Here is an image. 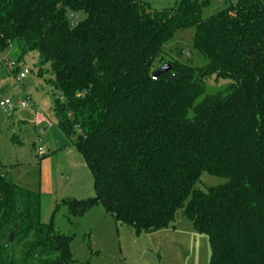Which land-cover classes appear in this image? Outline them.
<instances>
[{
    "label": "trees",
    "instance_id": "1",
    "mask_svg": "<svg viewBox=\"0 0 264 264\" xmlns=\"http://www.w3.org/2000/svg\"><path fill=\"white\" fill-rule=\"evenodd\" d=\"M210 1L0 0V51L36 52L39 76L60 92L57 126L95 192L65 200L68 219L102 205L116 222L154 231L183 209L208 236L210 264H264V0L204 18ZM190 27L205 66L164 55ZM213 76L230 84L196 104ZM204 171L228 181L198 189ZM41 212L40 194L0 170V264L73 261L72 236Z\"/></svg>",
    "mask_w": 264,
    "mask_h": 264
},
{
    "label": "rangeland",
    "instance_id": "2",
    "mask_svg": "<svg viewBox=\"0 0 264 264\" xmlns=\"http://www.w3.org/2000/svg\"><path fill=\"white\" fill-rule=\"evenodd\" d=\"M145 1L154 8H164L175 6L180 0ZM236 1L211 0L203 9V17L209 18ZM83 15L79 14L81 18ZM195 34L194 27L176 31L165 43L164 55L184 64L207 65L206 58L194 46ZM19 58L16 43L0 51V101L8 98L27 102V108H17L11 115L0 107V170L20 186L38 192L42 221H52L58 232L72 236L74 259L66 264H210L208 236L195 229L183 209L174 226L154 231H138L116 222L102 205L68 219L65 200L93 196V178L82 155L57 126L54 106L61 95L39 76L35 66L38 54L29 52ZM11 64L13 72L8 69ZM25 68L30 74L18 82L15 73ZM229 84L228 79L211 77L196 104ZM227 181V177L204 171L196 187L206 191Z\"/></svg>",
    "mask_w": 264,
    "mask_h": 264
},
{
    "label": "built area",
    "instance_id": "3",
    "mask_svg": "<svg viewBox=\"0 0 264 264\" xmlns=\"http://www.w3.org/2000/svg\"><path fill=\"white\" fill-rule=\"evenodd\" d=\"M8 69L9 71H14V67L11 65H8ZM28 74H30V71L25 68L24 70H21L19 73H15V79L18 82H23L25 80V78L28 76ZM0 107L7 113H9L10 115L12 114V112L17 109H25L27 108V102L26 101H21L18 100L16 102H14L12 99H5V100H1L0 101ZM43 130L40 131V133H42ZM43 155V153H41Z\"/></svg>",
    "mask_w": 264,
    "mask_h": 264
},
{
    "label": "water",
    "instance_id": "4",
    "mask_svg": "<svg viewBox=\"0 0 264 264\" xmlns=\"http://www.w3.org/2000/svg\"><path fill=\"white\" fill-rule=\"evenodd\" d=\"M169 68H170L169 64H166V65L162 66V67H161V68L155 73V76H157V75H159V74H161V73H163V72L169 70Z\"/></svg>",
    "mask_w": 264,
    "mask_h": 264
},
{
    "label": "crops",
    "instance_id": "5",
    "mask_svg": "<svg viewBox=\"0 0 264 264\" xmlns=\"http://www.w3.org/2000/svg\"><path fill=\"white\" fill-rule=\"evenodd\" d=\"M41 122V121H40ZM40 124H42V123H40ZM105 210V209H104ZM106 212V211H105ZM107 213V212H106ZM110 215V214H109ZM172 225V224H171ZM173 226H174V224H173Z\"/></svg>",
    "mask_w": 264,
    "mask_h": 264
}]
</instances>
